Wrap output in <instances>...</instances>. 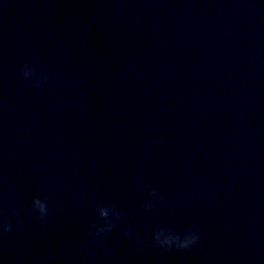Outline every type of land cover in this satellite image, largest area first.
I'll return each instance as SVG.
<instances>
[{
	"label": "water",
	"instance_id": "obj_1",
	"mask_svg": "<svg viewBox=\"0 0 264 264\" xmlns=\"http://www.w3.org/2000/svg\"><path fill=\"white\" fill-rule=\"evenodd\" d=\"M0 209V264H264V3L0 0Z\"/></svg>",
	"mask_w": 264,
	"mask_h": 264
},
{
	"label": "clouds",
	"instance_id": "obj_2",
	"mask_svg": "<svg viewBox=\"0 0 264 264\" xmlns=\"http://www.w3.org/2000/svg\"><path fill=\"white\" fill-rule=\"evenodd\" d=\"M261 3H264V0H261ZM16 72L19 74L21 80L29 81L33 88H39L48 81V75L46 74L42 64L35 66L31 62L25 61L19 64V66L16 68ZM149 195H155L154 190H150ZM31 208L40 216H43L46 212L45 204L39 199H33ZM6 211H11V209H7ZM96 212L98 217L105 218L106 220L105 224L97 230L98 234L109 233L114 225L111 222H107L106 218L110 214L118 218V214L116 213L115 209L106 206H98L96 208ZM5 214V210L0 209V216H5ZM9 229L10 226L6 219L3 223H0V230H2L4 233H7ZM199 239L200 236L195 230L188 231L182 236L158 230L155 231L152 236L153 243L157 247L165 250H188L197 244Z\"/></svg>",
	"mask_w": 264,
	"mask_h": 264
}]
</instances>
